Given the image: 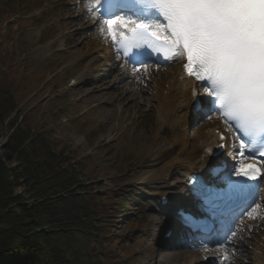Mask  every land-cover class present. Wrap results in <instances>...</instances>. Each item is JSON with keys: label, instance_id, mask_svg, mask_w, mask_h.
I'll use <instances>...</instances> for the list:
<instances>
[{"label": "rangeland", "instance_id": "1", "mask_svg": "<svg viewBox=\"0 0 264 264\" xmlns=\"http://www.w3.org/2000/svg\"><path fill=\"white\" fill-rule=\"evenodd\" d=\"M61 9L63 6L55 0H0V88H4L16 104V108L11 111L9 107L11 108L12 105L10 103L7 105L10 111L8 115L1 117L0 113V161L5 167L13 170V174L9 177L10 193L19 196L20 200L30 208L27 211L28 218L21 221V227L31 234L40 233L45 239H52L46 247L48 255L55 260L52 264L95 263L86 253L83 257L82 250L79 252L78 246L75 249L69 247L68 251H64L62 243L57 242V235H54L59 232L56 223L46 224L53 222L54 217L48 221L46 218L48 212L44 214L39 206L44 200L31 196L25 168L28 165L5 147L18 128L28 132L31 139L44 133L50 139L55 153L62 154L63 158L68 156L76 160L78 166L80 165L82 179L86 183L93 180L92 184L99 185L96 190L104 195L103 202L106 203V209L101 211L103 213L101 234L107 239H102L101 242L108 264H150L151 253L156 250L157 257L161 255V258H167L169 253L165 239L162 240L159 233L155 237V233L159 226L160 228L163 226L161 224L163 214L169 213L172 206L169 205L164 208L166 211H162L158 196L168 195L170 202L175 204L179 199L183 203H188L186 199L188 195L179 194L175 188L160 190L159 185L149 179L143 183L142 173L149 175L156 167L154 158L140 152L137 136L128 130L130 121L119 123V110L116 105L114 106L124 83L141 76H134L136 74L130 69L123 73L115 67V64L119 65V63L112 56L105 68L108 71L100 74L101 82L84 83L79 87L68 88L71 81L80 76L90 63H95L93 68H98L104 64V61H92L96 57L94 50L83 66L76 65L85 51H70L61 38L65 35L71 36L75 41L83 40L88 44L92 41L95 32L76 17L67 19L64 26L54 25L62 18ZM86 9L87 7L78 5L74 11L80 12ZM95 24L96 27L99 25L105 27L104 21L101 20ZM99 47L101 51L105 50L107 43L100 44ZM64 57L67 59L65 60ZM172 64L161 66L147 64L140 68L139 72H135L144 75L150 69H158L161 76L162 69L171 68ZM166 82L161 77L144 85L156 88L158 85L155 83L162 87ZM80 88L83 92L79 90ZM7 97L0 96V105ZM87 97H91L93 103L90 104ZM143 97L148 99L149 95L144 94ZM207 97L205 90H198L197 99L204 102ZM149 98L156 109L161 107V102L155 95ZM147 101L144 100L140 105L142 109L145 108ZM126 104L128 103L125 102L123 106L125 107ZM93 106H98L95 112L90 111ZM210 113L197 120H193L194 115L190 117L192 122L189 121L183 132L187 154L183 155L179 152L172 154L165 159V163L177 160L176 164L192 168L198 174H205L202 172L201 164L205 147L201 146L203 132L200 127L211 117ZM219 130L225 137L224 156L221 154L219 157L227 158L225 159L228 163L227 169L238 168L243 160L239 154L238 143L224 126H219ZM177 132L178 128L169 125L158 133L170 141L167 146L169 147L175 140L174 133ZM30 143L31 140L27 139L25 145ZM33 148L38 150L39 146ZM60 150L66 151L62 153ZM30 155L32 161L40 158L32 154L31 149ZM42 159L44 160L41 157L38 161ZM217 179L215 182L220 178ZM263 199L264 192L241 217L248 219L253 209L258 215L257 205H264ZM13 210L17 214L20 213V208L17 206H13ZM260 217H264L263 212L260 213ZM31 218L32 221L29 220ZM263 220L260 218L259 221ZM14 223L16 224L17 221ZM237 224H240V221ZM255 237L257 239H254L256 241L254 244L261 239V235Z\"/></svg>", "mask_w": 264, "mask_h": 264}, {"label": "snow or ice", "instance_id": "2", "mask_svg": "<svg viewBox=\"0 0 264 264\" xmlns=\"http://www.w3.org/2000/svg\"><path fill=\"white\" fill-rule=\"evenodd\" d=\"M88 12L104 21L118 53L130 62L143 66L140 56L152 54L185 59L187 74L209 94L206 106L236 133L239 154L264 157V0H88ZM201 103L198 98L194 108ZM229 175L257 182L264 167L241 164ZM229 183L237 191L252 187Z\"/></svg>", "mask_w": 264, "mask_h": 264}, {"label": "bare ground", "instance_id": "3", "mask_svg": "<svg viewBox=\"0 0 264 264\" xmlns=\"http://www.w3.org/2000/svg\"><path fill=\"white\" fill-rule=\"evenodd\" d=\"M55 1L59 5L61 4L63 9L60 11V13H62V18L58 22H55L54 25H57V27L64 26V22L67 19L76 17L78 20L83 21L85 26H90V30L94 29L95 32L91 38L92 41L88 44L84 43L83 40L75 41L71 38V36L65 35L61 38V41L70 51H85V54L80 57V59L76 62V65L78 67L83 66L94 50L96 57L93 58L92 61H104V64L100 65L98 68H93L95 63H90V65L87 66L80 76H78L74 81H71L68 88L79 87L84 83L101 82L99 81L100 74L106 73L108 71L105 68H107L108 62L111 61V57L114 55L113 50L109 47L111 45L116 46V44H114L111 37L107 35L106 29H104L103 25L96 27L95 23L97 21H95L92 15L88 12V0ZM78 5H82L85 8L87 7L86 11L75 12L74 10ZM132 20L136 21L137 23L150 22L148 19L141 21L137 18H132ZM79 33L81 34V32ZM103 43H107L110 46H107L105 50L101 51L99 46ZM64 58L65 60L67 59L66 57ZM185 63V59L174 58L172 60L166 61L165 63L172 64L171 68L162 69L163 67H160V69L163 71L161 76H159L160 72L158 69H150L147 71V73L143 71L145 74L141 75L135 72L134 69L137 67L127 66L120 58L119 65L115 64L116 68L124 73L128 67L131 69V72L136 74L134 76L140 75L141 77L138 79L132 78L131 82L126 81L127 83H124V85L120 88L121 92L119 93V99L114 102V106L116 105L119 110V123L124 124L125 122L130 121L128 130L137 136L140 142V152L154 158L156 167L154 170L150 171L149 175H147L145 172L142 173L141 178L143 183L149 179L151 181H155V184L159 185L158 187L160 190L175 188L179 194H189L191 199L200 202V194L202 195L203 191L200 193L195 181L199 177L209 183L213 182L211 181L212 179H210L211 174L216 173L222 166L223 161L225 162V160L216 162V159H213V156L223 153L224 139L221 140L220 137L224 136V134L221 130L217 131V127H219L220 124L225 126V128L227 127L220 119L219 113L215 110L211 118H209L208 121L200 127V130L203 132L201 146L205 147V150H203L202 153L203 158L201 160V164L203 165V171H205L207 167H210V171L212 172L210 176L197 174L192 168H185L179 164H176L178 163L177 160H171L165 163V159L172 154L177 152L182 153L183 155L187 154V146L184 144L183 132L184 128L187 127L190 121V117L195 112L194 102L197 100L196 93L198 90H200V88H202L201 85L196 84L188 76L184 67ZM144 66L145 65L142 67ZM161 77L167 81L166 83L162 84V87H159L158 83H155V85H158L156 88L150 85H144L145 83L151 82V80H155L156 78L161 79ZM142 87H144L145 90L142 89ZM79 90L83 92L81 88ZM144 94H148L149 97L155 95L161 102V107L156 109L152 105V100L149 97L148 99L143 97ZM86 99H89L88 101L90 104L93 103L91 97H87ZM144 100L148 101L146 102L145 108L142 109V106L140 105ZM125 102L128 104H126L124 107L123 104ZM97 108L98 106H93L90 111L95 112ZM206 109L207 108L205 107V110ZM208 110H210V106ZM169 125H171L172 128H178V132L174 133L173 137L175 140H173V143L167 147L170 141L163 138L161 133L158 132L163 128H167ZM233 136L237 138L235 134H233ZM211 155L212 159H210V164L208 165L207 158L209 159ZM251 162L252 161H245L244 165H248ZM253 163H256V161ZM173 172L176 175H174ZM235 179V176H229L226 178V181L224 180L222 183L218 182L214 185L217 187H225L229 184V180L232 181ZM262 185L264 186V179L262 180ZM263 186L260 189L258 196L261 194V192H264ZM165 196L166 195H160L159 197L160 209L162 211L165 209L161 206L160 199ZM170 204H172L174 207L169 213L163 214L161 222L163 226H161V228L159 226V229L161 230L158 229V231H156L155 237L157 233L162 234L165 226H169L171 231H175L176 226L179 224H184L185 217H192L190 212L193 208V203L184 205L179 199L175 204L168 202V205ZM257 210L258 215L254 214L255 218H253V216H249L248 219H244L240 221V224L236 225V228L233 229L232 235L229 239L224 240L221 237L223 236L222 232H216L208 241L211 243V246L207 245L204 247V245H198L200 248L204 247L203 250L185 251L181 247V243L179 244V249L173 250L171 249V240L168 239L166 241V248L170 255L167 253V258H161V255L157 257L158 255H156V250L155 252L151 253L150 264H207L209 261L214 262L215 264H264V220L262 222L259 221L260 218L264 219V217H260V213H264V205L260 204ZM201 215L207 216L205 212H203ZM220 227L224 228L225 226L220 225ZM187 235L189 234L187 233ZM260 235L261 239L256 244H254V242H256L255 240L257 239L255 236L258 237ZM183 236L186 238V232ZM214 245H218L219 247L212 248Z\"/></svg>", "mask_w": 264, "mask_h": 264}, {"label": "trees", "instance_id": "4", "mask_svg": "<svg viewBox=\"0 0 264 264\" xmlns=\"http://www.w3.org/2000/svg\"><path fill=\"white\" fill-rule=\"evenodd\" d=\"M0 92L3 93L1 97L8 96L0 105L1 117H4L16 108V104L4 88H0ZM9 103L12 105L10 111ZM27 139L31 140L29 145H25ZM36 145L38 150L33 148ZM5 147L28 165L25 168L31 196L44 200L39 204L40 209L44 214L48 212V221L54 217L53 222L46 224L56 223L59 232L54 235H57L56 240L62 243L64 251L78 246L82 256L86 253L94 264H108L101 242L107 239L101 234V211L106 209V203L103 202L104 195L96 190L99 185L92 184L93 180L86 183L76 160L55 153L44 133L31 139L28 132L18 128ZM30 149L32 154L44 160L32 161ZM60 151L64 153L66 150ZM12 174L13 170L0 161V264H52L55 260L46 252L47 243L52 239H45L40 233L31 234L21 227V221L28 218L30 208L19 196L10 193L9 177ZM13 206L20 208L19 214Z\"/></svg>", "mask_w": 264, "mask_h": 264}]
</instances>
